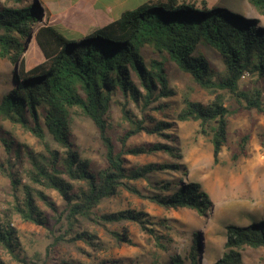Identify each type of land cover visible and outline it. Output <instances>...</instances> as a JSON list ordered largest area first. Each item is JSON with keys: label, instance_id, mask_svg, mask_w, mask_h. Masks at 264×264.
<instances>
[{"label": "trees", "instance_id": "trees-1", "mask_svg": "<svg viewBox=\"0 0 264 264\" xmlns=\"http://www.w3.org/2000/svg\"><path fill=\"white\" fill-rule=\"evenodd\" d=\"M246 1L264 16V0ZM43 2L0 0V58L16 66L13 86L0 100V122L18 126L38 146L36 150L1 137L6 158L0 171L9 180L12 197L0 212V251L20 264H35L21 255L17 231L11 226L13 216L49 229L45 254L48 258L57 255L56 264H75L60 253L62 248L88 257L101 251L103 245L91 229L103 230L112 246L121 248L132 244L130 226H134L166 251L164 237L155 229L163 224L161 220L129 208L100 212L99 206L126 192L164 210L189 209L205 217L211 198L199 182L183 178L187 171L182 164L129 167L126 156L164 154L171 160L182 159L174 122L165 114L172 109V98L178 97L169 80L168 65L172 64L212 96L211 101L202 102L183 95L175 119L198 123L197 134L209 140L214 164L224 147L230 149L232 162L245 158L251 134L235 130V140H231L233 113L225 102L228 97L241 111L264 113V25L237 6L148 0L87 34L75 33L39 27ZM32 29L37 30L39 60L25 64L18 58L26 51ZM207 48L218 54L220 70L207 58ZM149 51L158 58L148 60ZM246 73L255 79L250 87L241 88ZM113 103L120 106L126 123L115 137L110 118ZM75 119H87L95 127L104 149L103 166L94 167L74 144ZM138 134L156 141L129 145L128 140ZM260 137L264 141V132ZM165 171L182 177L149 182L151 174ZM140 180L146 181L149 192L138 188ZM44 190L58 195L61 210ZM41 205L52 212L53 226ZM246 247L264 248V217L247 225H226L223 253L211 264H242ZM199 252L194 234L185 259L199 264ZM0 264H4L1 258ZM40 264H47L46 260ZM98 264L121 263L105 260ZM168 264H184V259L174 255Z\"/></svg>", "mask_w": 264, "mask_h": 264}, {"label": "rangeland", "instance_id": "rangeland-1", "mask_svg": "<svg viewBox=\"0 0 264 264\" xmlns=\"http://www.w3.org/2000/svg\"><path fill=\"white\" fill-rule=\"evenodd\" d=\"M117 1L119 0H98L96 6L100 8L107 4L112 5ZM143 1L131 0L125 5V9L132 8ZM178 1L193 2L197 6H201L204 2L208 7L229 6L236 9L234 6H237L244 9L249 16L258 19L261 25H264V16L255 13L246 0ZM41 6L43 12L39 27L47 25L75 33L87 34L114 18V14L100 13L97 8L94 9L92 4L86 0H45ZM36 32L35 29L31 30L26 51L18 58L19 61L22 59L25 64L39 60L36 56ZM32 52L34 53L31 54ZM205 53L211 64L220 70L222 64L218 54L211 48H207ZM145 55L148 60L158 58L156 54L150 51ZM15 72V65L11 64L6 58H0V100L13 86ZM168 73L170 85L176 88L178 97L172 98V102H170L172 109L165 112V114L169 120L174 122L175 135L181 149L182 159L171 160L164 154L140 157L126 156V163L127 166L133 167L148 163L179 162L187 171L186 177L183 176V178L199 182L209 194L212 207L203 218L193 210H164L126 192H121L118 196L103 201L98 210L107 212L129 208L143 211L156 221L161 220L163 224L155 226V229H157L158 234L164 237L167 250L162 251L155 247L134 226H130L132 244L124 245L121 248L113 247L103 230L90 228L103 245L101 251L92 252L93 255L88 257L84 254L78 255L74 250L66 251L64 248L59 250L66 259L72 260L75 264H98L100 261L105 260H116L121 264H168L174 255L181 256L184 259V264H191L185 257L194 234L198 235L200 245L198 263L211 264L223 253L226 225H247L253 219L258 220L264 217V146L262 145L264 141L260 137V134L264 132V113L241 111L236 102L228 97L226 98L225 104L233 113L230 117L229 126L231 140H235V130L249 132L251 139L245 158L232 162L230 149L224 147L219 162L214 164L209 140L197 134L198 123L194 121L179 122L175 119V112L181 107L180 101L183 95L189 94L192 99L202 102L211 101L212 96L194 84L189 76L180 72L174 65H168ZM254 79V77L249 76L242 78L241 88L250 87ZM110 118L113 125L111 134L115 137L126 126V123L121 119L118 104H112ZM71 132L72 140L82 156L88 158L94 167L103 166L104 149L93 124L87 119H75ZM1 137H11L29 148L38 149L35 139L29 133L18 126L0 122V163L6 158ZM155 141L154 138L145 134H138L131 137L128 144L140 145ZM180 176L182 177L181 174L176 172H159L151 174L149 182L176 181L180 179ZM24 181L25 179L22 180V182ZM136 185L143 192H149L150 190L146 181L140 180L136 182ZM44 192L50 196L58 210H61L63 205L58 195L54 191L44 190ZM11 197L9 180L0 171V212L7 208ZM40 207L49 219V226H53L52 212L44 205ZM11 226L17 231L20 243L19 250H21V255L27 261L35 264H40L43 260H46L47 264L57 263V255L48 258V255L45 254L46 247L50 242L49 229L21 222L17 216L12 217ZM85 249L89 251L86 247ZM242 254V264H264V248L252 249L246 247ZM0 258L4 264H20L10 259L3 250L0 251Z\"/></svg>", "mask_w": 264, "mask_h": 264}, {"label": "crops", "instance_id": "crops-1", "mask_svg": "<svg viewBox=\"0 0 264 264\" xmlns=\"http://www.w3.org/2000/svg\"><path fill=\"white\" fill-rule=\"evenodd\" d=\"M88 3H91L93 8L96 9L97 8V4H98V0H86ZM148 0H144L143 2H140L139 4H137L136 6L132 7V8H128V9H125V5L129 2H131V0H119L115 3H113L112 5H104V6H101L100 8H97V10L100 12V13H105V12H108V13H111V14H114V18H117L119 16V14L124 11V10H129V9H133V8H136L137 6L141 5L142 3L146 2ZM79 6V5H78ZM86 7V5H84ZM97 12V13H99ZM77 15V14H76ZM112 19V20H113ZM111 21V20H109ZM108 21V22H109ZM107 23V22H106ZM105 23V24H106Z\"/></svg>", "mask_w": 264, "mask_h": 264}, {"label": "built area", "instance_id": "built-area-1", "mask_svg": "<svg viewBox=\"0 0 264 264\" xmlns=\"http://www.w3.org/2000/svg\"><path fill=\"white\" fill-rule=\"evenodd\" d=\"M246 76H248V74L246 73V74H244L243 76H242V78H244V77H246Z\"/></svg>", "mask_w": 264, "mask_h": 264}]
</instances>
